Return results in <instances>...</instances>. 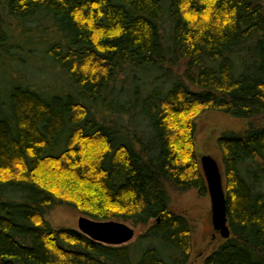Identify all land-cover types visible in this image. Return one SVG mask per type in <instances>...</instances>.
Returning a JSON list of instances; mask_svg holds the SVG:
<instances>
[{"label": "trees", "instance_id": "trees-1", "mask_svg": "<svg viewBox=\"0 0 264 264\" xmlns=\"http://www.w3.org/2000/svg\"><path fill=\"white\" fill-rule=\"evenodd\" d=\"M0 74V264H187L169 191H206V110L247 123L217 137L229 235L203 264H264L261 0H0ZM63 204L142 229L104 243Z\"/></svg>", "mask_w": 264, "mask_h": 264}, {"label": "rangeland", "instance_id": "rangeland-1", "mask_svg": "<svg viewBox=\"0 0 264 264\" xmlns=\"http://www.w3.org/2000/svg\"><path fill=\"white\" fill-rule=\"evenodd\" d=\"M264 3V0H261ZM1 75V74H0ZM1 78V77H0ZM247 123L245 118H237L218 110H206L195 117L194 139L198 159L202 153L211 154L220 161L217 137L223 130H237ZM200 162V161H199ZM220 166V165H219ZM171 206L184 213L193 224V250L187 264H203V257L220 241V235L212 236L210 199L206 191L199 192L195 188L179 191L170 189ZM12 193V192H10ZM13 194H11L12 196ZM82 214L69 204L56 205L45 214V217L56 226L77 228L78 216ZM134 228L132 241L141 231L139 225Z\"/></svg>", "mask_w": 264, "mask_h": 264}, {"label": "water", "instance_id": "water-1", "mask_svg": "<svg viewBox=\"0 0 264 264\" xmlns=\"http://www.w3.org/2000/svg\"><path fill=\"white\" fill-rule=\"evenodd\" d=\"M199 161L210 199L212 227L221 237L226 238L229 227L221 168L216 158L208 153H202ZM77 228L95 240L110 244L124 243L134 235V228L124 221L98 220L85 214L78 216Z\"/></svg>", "mask_w": 264, "mask_h": 264}, {"label": "flooded vegetation", "instance_id": "flooded-vegetation-1", "mask_svg": "<svg viewBox=\"0 0 264 264\" xmlns=\"http://www.w3.org/2000/svg\"><path fill=\"white\" fill-rule=\"evenodd\" d=\"M217 234H219V232H218L217 230H214V229H213L212 236H213V237H216Z\"/></svg>", "mask_w": 264, "mask_h": 264}]
</instances>
